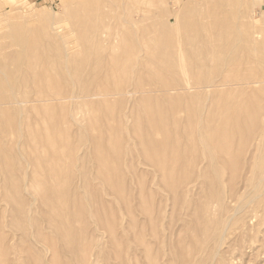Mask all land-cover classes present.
<instances>
[{
  "label": "bare ground",
  "instance_id": "obj_1",
  "mask_svg": "<svg viewBox=\"0 0 264 264\" xmlns=\"http://www.w3.org/2000/svg\"><path fill=\"white\" fill-rule=\"evenodd\" d=\"M126 11H124L125 15L128 13ZM147 12L148 11L146 10H142V18L144 20H148L150 17H148ZM128 16L127 18L125 16H119L118 20H120V22H117L119 29L117 26L115 27V25H112V27H107L106 25L107 29L110 31V35L105 38L103 36V39L101 37H92L93 43H90V40H92L91 37L90 40L89 37H82V39H84V51L86 54L85 58L78 57L76 54H70L71 49L75 46L74 43H72L70 36L60 37L59 40L49 36L48 39H44V42L46 43L39 44L38 42H32L33 44L28 43L23 46L25 48L21 53L23 54V58L21 57L22 59H20L18 63L16 61V64H18V70L22 73L20 74L21 83L23 84L22 87H24L23 91L21 90L22 92H18V87L17 89H14V86L16 88L17 84L13 85L14 83L12 84L7 78V74H10L8 70H5V68L8 66L7 63L4 61L5 65L3 66V64L1 65L2 62H0V171L5 172L4 177H2L5 183L3 186L0 185V207L4 205L5 210V205L8 204L10 200H13L17 203V207L14 212L16 216L14 219L15 222L4 223L3 217L0 215V264L7 263L6 254L4 251V237H6L7 234L5 227H7L10 223V227L13 229L19 227V216H22L25 220H29L33 225L35 222L39 224V215H37L38 211L37 208H34L33 206L39 198L42 201L41 198H43L42 196H44V193L41 194V191L39 192V190L34 188V185L37 183L40 184L41 181L40 176L35 174V167L40 165V157H33L31 152H36V155L37 152H40V154H42L43 151L49 152V159L43 162V168L47 174L45 176H48V179L51 178V176L54 178L52 170L54 167L58 166L57 163H59L58 161L60 160L58 153L63 152L68 147H70L71 150L76 149L80 144H78V142L74 140L73 137H71L70 129H67V125L68 123H71V120H78V109L86 108V112L90 116L88 119L90 122L89 126L82 127L83 130H80V132L76 134L78 135L86 132L89 135V138H87V144L90 150H93L97 153L95 156L92 155L94 158L93 161L97 164V169H94L97 170L98 174L95 177L102 179V182L108 186L113 195L115 194L116 197L120 196V199L123 198V200L121 199V202H125V209L128 210L127 206L129 203L131 204V202L129 196L127 195L128 203H126L127 197H125V191L122 189L124 183H122V185L119 184L118 181L117 183H114L112 177H114L113 173L117 174V168L113 167L109 159L110 155H116L119 160L123 159V161H125L123 155H125L127 151H129L130 155V148L137 146L141 151L142 158H144L143 163L154 168L156 175L161 181H163L164 187L170 192V195L174 200V204L180 205L182 219L184 221L187 219L188 221L186 220V222L188 223L190 217L192 218L193 216V218H196L195 220L199 223V226L203 224L199 228L202 226L204 228H201L202 230L200 229L201 231H199V233L206 229L209 234L211 232L210 230H213L212 228H209V226H211V223L216 222L208 221V216L210 213V211L208 213V210L210 207L208 202H206L205 194L203 193V198L201 196L203 190L200 192L201 194L198 201H200V198L201 200L205 199V203L200 201L201 204L198 205L196 202L197 207L190 208L191 205L195 206L193 201L190 199L194 188H196L197 185H200V181L204 182V180L209 178L210 171L215 170V165H213L209 160L215 159L214 155H217L218 153L219 157L221 155L226 156H221L220 158H224L223 162L230 165V168L234 172L231 177H234L235 179V175L237 174L236 171L239 167V160L237 158L239 157L238 155L240 154V150L242 154V149L247 146L248 143H250V146H255V144H257L258 147L259 144L264 141V124L260 125V120L262 117H264V106L262 104L264 103V97L261 98L263 101H260L256 99L253 94L258 92L256 89L260 86L262 88L260 87V89H258L261 90L262 94H264V57L260 56V58H262L258 59L259 56L257 55V58L256 54L252 52L253 50L251 51L247 45H244L245 43H255L257 41L256 38L258 37L256 35H259V31L254 30L253 27L251 31L249 29L243 30L242 28V31L240 29V31H238L235 25L234 26L236 29L231 22L227 21V23L224 22L222 26L218 27L220 29L219 31L217 30V37H209L208 34V37L191 38L188 37L186 33H183L184 36L178 37L180 34V27H177L178 25L176 26L177 29H174V26H172L175 24L166 25L162 27L159 32L156 24H154V34L156 35V32L158 31L157 33H160L161 37H151L148 33V30L149 32L152 30L151 28H144L146 29L145 31L143 30L142 32L140 31V33H138V28H134L135 26L137 27V25H135L134 17L128 18ZM130 16L132 15L130 14ZM176 20L178 21V17L177 19L175 18V21ZM125 22L129 24V26L126 25ZM176 23L178 24V22ZM141 24H143V22ZM217 24L218 23L216 22V25ZM146 26L144 25V27ZM106 27H104V29H106ZM142 28L143 27L139 29L142 30ZM199 28L200 27H197L196 31H200ZM52 30L54 33L58 32L55 29ZM7 55H9V53H7ZM33 57H37V60L33 61ZM2 59L3 57L1 60ZM216 59L220 60V64H222L224 68L227 67V70L224 72L222 71V76L220 74L219 77H215L216 79L212 81H206L205 76L201 72L209 65L212 66L213 64H216ZM181 61L183 62V65L180 69ZM184 70L185 73L182 74ZM16 81L17 80H15V83ZM254 85L260 86L256 87V89H252ZM239 88L240 90L244 89L248 94H251L250 97H252V101L249 99L250 104H242V102L238 103L239 99L237 101L236 98H234L236 101H233V98L231 97H234L236 93H240V96L241 94L243 95V93L244 96L247 94L244 91L238 92L240 91L238 90ZM245 88L249 89L247 90ZM2 91H5V93H2ZM259 97L261 96L259 95ZM78 98H81L84 101H76ZM245 98L249 97L246 95ZM203 100H208V102L202 103V105H200V101L202 102ZM240 101H243V99H240ZM70 108H72L73 111H71ZM29 119H31V123L26 122ZM39 120L43 121L38 123L37 121ZM57 122L66 124L64 125V130H67L64 133L61 131L59 134L56 133L55 125L57 126ZM43 123H45V125H42ZM46 123H48L49 126L46 125ZM76 124H78V122H76ZM79 126L82 125L79 123ZM128 131H130L131 134L130 136L128 135L129 137L127 136L128 138L126 140V137L123 138V134L124 132L127 133ZM9 133H11V140L6 138V135ZM17 133H19V135ZM236 147L238 152L236 151L235 155H237V153L238 155L235 157L234 151ZM201 149L202 151L204 150L205 153L210 156V158L205 161L204 165H206L204 167L199 168L198 164L205 158V155H202V152L200 156H204V158L202 157L203 159L201 158V160H197L198 153ZM255 150L256 148L254 151ZM23 160H25L24 169H26L28 166L31 167V165L34 168V172H31L32 176L30 178L28 177L29 180L27 183L21 182L19 176L17 177L16 174L14 175L13 173L14 168L22 166L21 163ZM218 160H214V162L216 163ZM206 162H209V164ZM177 163L179 164L178 166ZM216 165H218V163H216ZM130 166H133V164ZM218 166H220V162ZM250 170L248 169L249 172L244 175L245 179H248ZM215 172L212 174L216 175L217 172ZM219 172L220 171L218 170V174ZM243 172L244 171L242 170V174ZM119 173L120 176H117L119 179H122L123 173L120 167ZM135 174L136 175H134V177L139 179V173ZM218 174L217 177L219 178V175H222L223 173L220 172V174ZM84 178L86 179V177ZM2 179H0V182H2ZM44 179H46V177ZM250 179L251 178H249V180ZM207 181H209V185L212 187L214 186V184H210V180ZM222 181L223 179H221V186L223 184ZM229 182L232 183V181ZM242 182H244L243 186H245L246 182L244 180H242ZM51 183L53 184V182L50 181V185ZM47 185L48 183L45 181L41 184V187L44 186L47 189ZM209 185H206L205 187ZM219 186L217 188H219ZM250 186H252V183ZM230 188V198L235 200L237 197V193L235 191L236 187H234L235 190H233V186H230ZM263 188L264 177H260L259 181L255 182L249 190L247 194L248 200L251 202L261 197L262 191H264L262 190ZM9 189L12 191V193L8 191ZM207 189H209V187ZM60 190L61 189L58 187L56 182L53 184V186L48 188L47 195L48 199H51L52 197H56V199L60 198L61 205L54 208L58 209V212L59 210L65 212L67 208L69 209V207L65 206L69 199L67 200L65 195L61 193L62 190L61 192ZM210 190L209 192L213 195V190ZM225 191L227 193L226 189ZM17 192H24L26 195H30L29 202L27 204L28 208L25 209L26 203H24L22 199H18L15 196ZM220 192H222V194L225 193H223L221 187ZM64 197L66 199H64ZM216 198L218 199L217 195H214L213 200H211L212 198L210 196L209 200L213 202L214 199L216 200ZM63 199L66 202L63 203ZM49 201L56 200L52 199ZM79 202L80 201L78 200V203ZM239 202L245 203L243 199ZM73 203L74 200L71 202L72 207L74 206ZM102 203L104 202L102 201ZM213 203L215 204L216 202ZM221 203H223V201ZM42 204L43 206L45 205L44 203ZM42 204H40L41 208L39 209L44 210L45 208H42ZM225 204H227L226 201ZM225 204L224 210L221 211L222 213L225 211L224 214L226 213ZM97 206L98 204L96 207ZM130 206L131 205H129V207ZM218 206L219 205H217L218 209L220 207L223 208L222 205L220 207ZM46 208L48 209V206ZM54 208H52L53 211H48L50 209H46V211L54 212ZM217 208L215 209L216 211L218 210ZM42 210L40 211L41 213ZM96 210L97 212L99 211L100 214H97H99L98 216L100 217V210H98V208ZM104 210H106V213L104 214L107 215V208H104L102 211L105 212ZM131 210L133 209L129 208L127 213L131 212ZM148 211H150V209L146 210V212L149 214L148 216H151V213ZM48 212H45L44 215H47ZM146 212L144 213L146 214ZM66 213L68 212H65V214ZM222 213L220 214L223 215ZM129 214L131 215V213ZM203 215H205L207 218L203 223L201 221L200 223L198 220L201 218V216L204 218ZM55 216H57V213ZM132 216H130L131 220L133 217H135ZM188 216H190L189 219ZM60 217V220L63 219V216ZM150 219L152 220V217H150ZM192 219V222L190 221L191 223H193L194 220ZM52 220L53 222L56 221L58 223L54 224L52 222V226L51 220L49 219L48 222L50 223H48V225H51L52 227H50L53 230L56 229L58 232H61L59 235L61 237H58L62 239V243L64 242L65 244L66 242V247H68V242H70L72 246V243L75 242L69 240L71 238L68 236H70V232L71 230L73 231V229L70 226H68L67 229L64 228L63 225L65 223L59 219L58 221H54L53 217ZM152 221L156 220L153 218ZM40 222H42V220ZM196 222H194V224ZM101 223L104 224L103 227L105 228V223L103 221ZM218 223L219 222L214 224L217 225ZM98 224L99 226L101 225L100 223ZM154 224L156 225L155 222L153 225ZM194 224L192 226L193 228L195 225L197 226V223L195 225ZM214 224L212 225L214 226ZM220 224L222 223L220 222ZM135 225L136 224H130V226ZM39 226L38 229L40 232H42V228L40 229L41 226ZM103 227L101 228L104 229ZM114 227L112 228L115 231ZM135 227H133V229ZM153 227L155 228L153 230L157 231L156 226ZM20 228H23V226ZM28 229V227H24L25 236H28L25 238L26 240L30 239V241H27L31 242V231ZM68 229H70V231ZM66 230L68 231L66 232ZM187 230H189L188 233L191 234L192 230L190 231V228ZM44 231L42 233H44ZM49 231H51V229ZM78 231L80 230L78 229ZM197 231H195V235H197ZM40 232L38 230L33 232L34 239L32 240V243L34 244V240L41 239V241L44 243L46 242L47 245L50 242L49 241L47 243L49 240V235L47 234L48 232L44 233L46 240L45 238H39ZM58 232L56 233L59 234ZM153 232V235L156 237L158 231ZM73 233L75 235L72 236H76L77 232L75 233L74 231L72 234ZM188 233L186 234L187 237ZM140 235L141 234L136 235V237L138 236L136 238V242L142 246L147 242H145V239L140 237ZM158 235L159 234H157V236ZM191 235H189V237ZM159 237L160 235L158 236V239L161 238ZM74 238L73 240L76 239ZM192 239L195 241L194 238ZM192 239H190V242ZM200 239L202 238L200 237ZM55 241L56 240L53 238L49 244L56 243L57 241ZM193 241L190 243L188 239L186 246H189L188 248H190L192 243H194ZM221 241L222 239L220 238L217 243H221ZM79 242L81 243V241ZM179 242L180 244H185L186 241L182 242L178 240L176 244ZM90 243H87V248L84 245L87 251L91 250V247L88 250L89 244L92 245V242ZM49 244L48 246H50ZM183 245L179 246L178 244V247H182L181 249L184 251ZM52 246L55 247V244L51 245L50 247ZM117 246L121 248L120 244ZM186 246L184 245L185 248ZM74 247H76V245ZM130 247L131 246H128L129 249ZM145 248L147 250V247ZM76 249L74 248V250ZM121 249H119L120 253L123 252ZM217 249L215 250L218 251ZM185 250L187 253L184 251L186 254H183L184 252L179 253L180 251L177 249V252L179 251L178 253L181 255L180 260L182 261H179L178 263L175 262V264H179L180 262H182L181 264H196V262L194 263V261L191 260V258H194L193 255L195 254L192 249L186 248ZM189 250L193 253L192 256H190V252H188ZM215 250H213L214 256H216ZM83 251L85 252L86 250L83 248ZM92 251L93 250L89 252L91 253ZM90 253L87 254L89 255ZM101 253H103V251ZM218 253L219 252H217V254ZM73 254L75 256V253ZM148 255L149 254H147V256ZM83 256L84 257L81 258L79 257L81 259L80 262H83V264H88L90 260H87L91 257H88L87 255V257L85 255ZM118 256H120L117 257L120 258L119 261H121V258H124L122 254H119ZM150 256L154 258V255L152 256L151 253ZM94 258L96 257L94 256ZM109 260L110 259L107 261ZM174 261L177 260L174 259ZM70 262L71 261H69L68 264H72ZM152 262L153 261H150V263ZM168 262L170 263V261ZM197 263L199 264L198 261ZM152 264H154V262Z\"/></svg>",
  "mask_w": 264,
  "mask_h": 264
},
{
  "label": "rangeland",
  "instance_id": "obj_2",
  "mask_svg": "<svg viewBox=\"0 0 264 264\" xmlns=\"http://www.w3.org/2000/svg\"><path fill=\"white\" fill-rule=\"evenodd\" d=\"M127 9L130 10V13L129 10ZM142 10L148 11L147 12L148 17L150 16L148 20L146 19L144 20L142 18ZM124 11L128 12L127 15H125ZM130 14L132 16H130ZM119 16H125L126 18L127 16L128 18L134 17L135 25H137V27L135 26L134 28L136 29L138 28L137 29V32L139 31L138 33H140V31L142 32L143 30L145 31L147 28L148 29L151 28L153 30V33L152 30L150 32L148 30V33L150 34L151 37H161V34L157 32L162 27L169 24L171 25L175 24L172 25L174 26V29L180 27L179 28L180 34L178 35V37H182L184 36L183 33H186L188 37L191 38L208 37V36L217 37L218 31L220 29L218 27L222 26L224 22L227 23V21L231 22L233 26L235 25L238 31L240 30L242 31V29L243 30L249 29L251 31L253 27L254 30L259 31V35H256L258 36L256 38L257 41L255 43H248V44L245 43L244 45H247V47L251 51L253 50L252 52L256 54V57L258 58L259 56L258 59L262 58V57L260 58V56L264 57V48H263L264 47V0H0V62H2L1 65L3 64L4 66L5 65L4 61H5L8 65L7 67L5 66L6 67L5 70L6 71L8 70L9 73L12 74V75L7 74V78L12 84L14 83L13 85L17 84L16 88L14 86V89H17L18 87L19 88L18 92L23 91L24 87H22L23 84L21 83V79H20L21 76L20 74L22 73L19 72L17 66L18 64H16V61L18 63V61H20V59L23 58V54L21 53L25 49L23 46H25L26 44L28 43L33 44L34 42H38L39 44L46 43L44 42V39H48L49 36H52L58 40L60 37L70 36L72 39V43H74L75 45L71 49L70 54L73 55L76 54L78 57L85 58L86 54L84 51L85 48L84 39H82V37H89L90 40V37L92 39V37L102 38L104 36L105 38L109 36L110 31L107 29V27L108 26L112 27V25L113 26L115 25V27L117 26V28L119 29V25H117L118 24L117 22H120V20H118ZM177 17H178V21L177 20L175 21V18L177 19ZM231 20L234 22V24ZM141 21L143 22V24H141L142 23ZM176 22H178V24ZM216 22L218 23L217 25ZM125 24L129 26V24H127L126 22ZM154 24H156L158 28L156 35L154 34V30H155ZM144 25L147 26L144 27ZM104 27H106V29H104ZM141 27H143L142 30L139 29ZM197 27H200L199 28L200 31H196ZM117 28L116 30L118 31ZM52 29H55L58 32L54 33ZM90 43H93V39L90 40ZM7 53H9V55H7ZM2 57L3 59L1 60ZM32 60L36 61L37 57H33ZM219 61L220 60L216 59V64H213L212 66L209 65L205 69L206 71L203 70L201 72L205 76L206 81L207 80L212 81L216 79L215 77H219L220 74L222 76L223 75L222 73L225 70H227L226 69L227 67L224 68V66L220 64ZM182 65L183 62L181 61L180 69ZM183 68L185 69L184 66ZM184 73L185 70L184 72H182V74ZM15 80H17L16 83ZM258 86L260 85H254L252 89L254 88L256 89V87ZM260 87L258 88L260 89ZM258 88L256 89V91L258 90L257 93L261 97H259L257 93H253V94L256 97V99L263 101V99L261 98L264 97V94H262L261 90H259ZM245 89L248 90L249 88H245ZM238 90H240V88ZM242 91L246 92L244 89L238 92H242ZM2 93H5V91H2ZM246 95L249 98H245ZM246 95L244 96L243 93V95L241 94L242 96L241 97L240 93L239 94L236 93L235 94L236 97L234 96L231 98H233V101L235 100L234 98H236L237 101L239 99L238 103L242 102V104H250V101H252L251 99L252 97H250L251 94L247 93ZM240 99L241 100L243 99V101H240ZM76 101L82 102L84 100L78 98ZM205 102L207 103L208 100H203L202 102L200 101L201 103L200 105H202V103ZM262 104L264 106V103ZM70 110L73 111L72 108H70ZM86 111H87L86 108L78 109L77 110V113L79 114L78 120L76 121L71 120V123H68L69 126L67 125V129H70L71 137H73V139L76 140L78 144L79 143L80 144L76 149L71 150V148L68 147L63 152L58 153V157L60 158V160L58 161L59 163H57L58 166L54 167L52 170V174L54 175V178L51 176V178L48 179L47 178L48 176H45L47 174L43 168V162L49 159L48 157L49 152L43 151L42 154H40V152H37V155L36 152H31V155L33 157L35 156L40 157V165L38 167H35L36 170L35 174L40 176L42 182L40 181V184L39 183L35 184L34 188L39 190V192L41 191L42 192L41 194L44 193V196H42L43 198H41L42 201L39 198L36 201L35 205L33 206L34 208H37L38 211L37 215H39L38 217L39 224L35 222V224L33 225L29 220H25L22 216L21 217L19 216L20 225L19 227L15 228L16 231L15 229L10 227L11 223L7 227H5V231L7 232L6 237H4V251L6 254V262H7L6 264H68L69 261H71L70 263L72 264H79V263L83 264V262H80L81 261L80 258L84 257L83 255L85 256L87 255L88 257L89 256L91 257L88 258L87 260V261L90 260L91 262V263L88 262V264L89 263L90 264H95V263L152 264L153 262L154 264L156 263L168 264L169 263L168 261H170L169 264H173V263L175 264V262L178 263L179 261H182L180 260L181 255L179 253L181 252L183 253L184 251H186L185 250L186 248L192 249V251L195 253L194 254L195 256L193 255L194 258H191V260L194 261V263L196 262V264H198L197 261L199 262V264L201 263L204 264V262L205 264H221V263L222 264H264V197H262L264 196L263 195L264 191H262L261 194L262 196L260 195L261 197H259L255 201L253 200L250 202L247 196L253 184L259 181L260 177H264V171H263L264 141L261 142V144H259L258 147L257 144H255V146L254 145L250 146V143H248L249 146L247 145L242 149V154L240 150L239 153L241 155L240 154L238 155L237 153V155L239 156L237 158L239 160V167L236 171L237 174L235 175L236 176L235 179L234 177H231V175L234 172L230 168V165L223 162L224 158L223 159L220 158L221 156L222 157H226V156L221 155L219 157V153H218L217 154L218 156L214 155L215 159L209 160L212 162L213 165H215L214 166L215 170L210 171L209 178L204 180V182L200 181L199 184L201 185V187L204 183L202 188L200 187V185L199 186L197 185V187L194 188V191L192 193V196H190V199L193 201L195 206L191 205L190 208H194V207L196 208L197 207L196 202L198 205L201 204L200 201L202 203H205V199L204 200L202 199L203 200L202 201L200 198V201H198L201 194L200 192H202L203 190L201 196L203 198L205 194L206 202H208V205L210 207V209L208 210V213L210 211L208 216V221H212V222L216 221L214 222L215 224L219 222L218 223L219 225L218 224L215 225L214 223L210 222L211 226H213L212 224H214L213 226L214 228L209 226V228H212L213 230H210L211 232L209 231L210 233L208 234L206 229H204L202 231L203 233L200 232L202 233L200 234L199 231H201L202 230L201 228L204 227L203 226L201 228L199 227L203 224L199 226L198 225L199 223L196 222L195 220L196 218H193L192 216V218L194 219L193 220L190 217L191 215L188 216V219L190 217L189 222L191 221V219L193 220V223H191L192 221L190 223L188 222L191 226L186 222L187 219H185V221L182 219L181 216L182 212H180V205L174 204V200L172 199L170 192L167 190V188L164 187L163 181H161L158 178L154 168L151 167L150 165H146L143 163L144 158H142L141 151L137 146L136 147L133 146L130 148L131 150L130 155H129V151H127L126 153L127 155L126 154L123 155L125 161H123V159L119 160L116 155H110V159H109L113 167L117 168V174L113 173L114 177H112L114 183H117V181L121 185L122 183H124L122 189H124L125 191L124 195L125 197H127L126 203H128L127 201L129 196L131 202V204L129 203V205L131 206L129 207V205L127 204L128 205L127 208L128 210L129 208H132L133 210L129 212L131 213V215L127 213L128 210L125 209L126 208V205H124L125 202L124 203L121 202V199L123 200V198L120 199V196L116 197L115 194L113 195L112 192L109 190L108 186L102 182V179L95 177L98 174L96 170L97 164L93 161L94 158L92 157V155L95 156L97 153L93 150H90L87 144V140H88L87 138H89L88 137L89 135L86 132H83L78 135L76 134L80 132V130H83L82 127L89 126L90 124V122L88 121L90 116ZM262 119L260 120V125L264 124L263 123L264 117H262ZM42 121L43 120H39L37 122L39 123ZM26 122L31 123V119H29ZM76 122H78V124H76ZM79 123L82 126H79ZM56 124L58 126L57 127L55 125L56 133L59 134L60 131L64 133L67 130V129L64 130V125H66L65 123L57 122ZM42 125H45V123H43ZM46 125L49 126L48 123H46ZM125 133L126 132H124L123 134L124 135L123 138L126 137L127 140L131 132L128 131L126 133L127 135ZM17 134L19 135V133ZM10 135L11 133L6 135V138L8 140L11 138ZM255 148L256 150L254 151ZM236 149L234 151V155L236 154V151L238 152V149L237 150ZM200 154L205 155V158L207 159H205L204 156H200ZM237 155H235V157ZM201 158L203 160L198 164L199 168L200 167L202 168L206 165V164L204 165V163L206 160L210 158V156L206 154L204 150L202 151L201 149L198 153L197 160L199 161L201 160ZM214 160H218L216 163H218L219 165L220 162V166L216 165ZM206 163L209 164V162ZM132 164L133 166H130ZM21 165L22 166L20 167L14 168L13 173L14 175L16 174L17 177L19 176L21 182L27 183L29 178L32 176L31 172H34V168L31 165L32 169L30 166L27 167L28 169L27 168L24 169L25 160H23ZM178 165L179 164L177 163V166ZM119 167L123 173L122 179H119L117 176V175L120 176ZM247 167L249 170L250 169L251 170L250 173L248 174V179H245L244 175H246V173L249 172ZM218 170L223 174L219 175L220 172L218 174ZM242 170L244 171L243 174H242ZM215 171L219 175V178L217 177V174L216 175L212 174ZM135 173H139L138 176V178L140 177L139 179L134 177V175H136ZM4 174H5L4 171L3 172L0 171V179L4 177ZM45 177L46 179H44ZM84 177H86V179ZM249 178L251 179L249 180ZM221 179H223L222 186L220 184ZM3 180L4 179H2V182H0V185L2 186L5 183ZM49 180L53 182V184L57 182L58 187H60V189L62 190V192L61 190L60 192L63 195H65L67 200L69 199L67 202L64 200L66 199L65 197L63 199V203L64 202L67 203L65 206L69 207V209L67 208L65 211L68 213L65 214V212L61 210H59L58 212V209H55L56 206L61 205L60 198L56 199V197L55 198L52 197L51 199H48V195H47L48 188L53 186L52 183L50 185ZM207 180H210L211 181L210 184L212 183L214 184V186L212 187L211 185H209V181ZM233 180L235 182V185ZM242 180L246 182L245 186H243L244 182H242ZM45 181L48 183L47 189L44 186L41 187V184ZM229 181H232V183ZM251 183L252 186H250ZM206 185L209 186L205 187ZM218 186L219 188H217ZM230 186H233V190H235L234 187H236L235 191L237 193V197L235 200H232L230 198V194H229L231 189ZM38 187L41 188L42 190L39 189ZM208 187L209 189H207ZM220 187L223 193L225 192L224 194L220 192ZM210 189L213 190V195L209 192ZM225 189L227 190V193ZM262 190H264V188ZM8 191L12 193L10 189ZM214 195L215 196L217 195L219 199V201L217 198L216 200L214 199L213 202H216L215 204L211 202V200H213L214 198ZM15 196L18 199H22L23 202L26 203L25 209L28 208L27 204L29 202L30 195H26L24 192H17ZM210 196L212 198L211 200H209ZM220 197L221 199L223 198L224 200L223 199L221 200ZM52 199L56 201H49ZM72 199L74 200L73 207L71 204V202L73 201ZM242 199L245 201V203L239 202L240 200L242 201ZM78 200L80 201L79 202L80 204L78 203ZM102 201L104 203H102ZM222 201L224 204L225 201L227 203L225 204L226 205L225 214H224L225 211H223V213L221 212L225 208L224 204L221 203ZM42 203H44L46 207L48 206V209L50 210H48L45 207V205L43 206ZM40 204H42L43 209L45 208L44 210L39 209L41 208ZM97 204L98 206L96 207ZM220 204L223 206V208L220 207L221 206ZM217 205H219L218 206L220 207L219 209L217 208ZM5 207H6L5 210H4V205L0 207V215H2L4 223L15 222L14 219L16 216L14 212L17 207V203L13 200H10L9 203L5 205ZM52 208L55 209L54 212H48V211H53ZM97 208L101 212L100 217L98 216L100 213L99 211L97 212L96 210ZM104 208H107V215L104 214L106 213V210H104L105 212L102 211ZM216 208L218 209L217 211L215 210ZM46 209L48 211H46ZM148 209H150V211L148 212L151 213L150 214L151 216H148L149 214H147L146 212V210ZM41 210L42 213L40 212ZM55 211L57 213V216H55L56 215ZM219 211L225 216L221 215ZM45 212H48L50 214L47 213V215L46 214L44 215ZM144 212H146L147 215ZM132 213L133 216L135 217L132 216ZM59 215L63 216V219L60 220L61 217ZM130 216L133 217L132 220ZM203 216L204 218L201 216V218L198 220L199 222L201 221L203 223L206 220L207 217H205V215ZM53 217H54V221L55 220L58 221V219L60 221H63L65 223L63 225L64 228L67 229L68 226H70L73 229V231L71 230L70 232L71 237L68 236L69 238H71L69 240L75 242L72 243L73 244L72 246L70 242L67 241L70 245L68 244V247H66L67 246L66 242L65 245L64 242L62 243V239L59 238L61 237L59 236L61 232L60 231L58 232V230L56 229L55 231L51 228L53 226V223L54 224L58 223L56 221L53 222L52 220ZM98 217L101 219V221ZM150 217H152V220L154 218L156 221H152ZM49 219L51 220V223L53 222L51 224L52 226L48 225V223H50L48 222ZM41 220L42 222H40ZM102 221L105 223V228L103 227L104 224L101 223ZM132 222L136 224L135 225L136 227L130 226V224L134 225ZM151 222L153 223L155 222L156 225L155 224L153 225V223ZM194 222L197 223L198 228L195 225L196 223L194 224ZM220 222L222 224H220ZM98 223H100L101 225L99 226ZM193 224L196 226V228L194 226L195 229L192 227ZM37 225L41 226L39 227L40 229L41 228L43 229V230L41 229L42 232L45 230L46 232L44 231V233L48 232L47 234L51 237L50 238L48 236L49 240L47 241V243L49 241L51 242L53 238L57 241V242L55 241L56 243L53 244L52 243L49 244L50 242L48 243L50 246L55 244V247L52 246L53 247L52 248L48 246V244L46 245V242L44 243L43 241H41V239L34 240V244L32 243L33 242L32 240L34 239L33 232L37 230L40 232ZM152 225L156 226L158 232L156 230H153L155 228ZM22 226L23 228H20ZM24 227H28L29 228L28 230L31 231V232L29 231L31 233L30 235L31 242H28L30 241V239L29 240L27 239L28 241L26 240L28 236H25ZM101 227H103L104 229H102ZM112 227H114L116 233ZM133 227L135 228L133 229ZM189 228L190 231L192 230L191 231L192 235L188 233L189 230L187 229ZM11 229L13 230L10 231ZM50 229L51 231H49ZM78 229L80 231H78ZM19 230H21L22 232ZM68 230L70 231V229ZM68 230H66V232ZM74 231L75 233L77 232L76 236H74L76 239L72 236L75 235L74 233L72 234V232ZM153 231L157 232V234H159L161 238L159 237L160 239H158L159 235L157 236L156 233H155L156 234L155 237L153 235L154 233ZM195 231H197V235H195L196 234ZM42 232L39 233L40 235L39 238H45L46 240V237ZM56 232H58L59 234H57ZM187 233H188V237L186 235ZM19 234L21 237L19 236ZM138 234H141L140 237H143V239H145L144 241L147 242L145 245L144 244L142 245L144 247L140 246V244L136 242L137 241L136 238L138 237V236L136 237V235ZM189 235H191L192 237L190 236L191 237L190 238ZM72 237L75 240H73ZM200 237L202 239H200ZM192 238H194L195 241H193ZM220 238L222 239L221 243H217ZM188 239L189 242L190 239H192L191 242L192 241L194 242L192 243V246L190 244L191 246L190 248H188L189 246L188 247L186 246V244L188 243ZM178 240L182 242L186 241L185 244L183 243L186 246V248L182 243L181 244L180 242L178 243L179 246L183 245L184 251L181 249L182 247L179 248L178 244H176ZM79 241H81L82 244ZM90 242H92V245H90L91 244ZM87 243H90L88 250L91 247V250L93 251L96 250V251L94 252L92 251L91 253L89 252L91 250L87 251V249H85V246L86 248L88 246ZM119 244L121 248L123 247L122 249L117 246ZM75 245L76 247H74ZM128 246H131L130 249L128 248ZM65 247L68 249H66ZM72 247H73V251H72ZM145 247H147V250ZM74 248L75 249L77 248L79 251L77 249L74 250ZM83 248L87 252L86 251L84 252ZM119 249L123 250V252L120 253ZM177 249L180 251V252L178 251L179 253L177 252ZM215 249H217L218 251H216ZM213 250H215L216 256L213 255ZM102 251L103 253H101ZM188 252H190L189 254L190 256H192L193 253L190 250ZM217 252L219 253L217 254ZM73 253H75L76 257L74 256ZM87 253L90 254L88 255ZM150 253L152 254V256L154 255V258H156L157 256L158 259L156 258L157 259L156 260L153 257H151ZM186 253L184 252L183 254ZM119 254H122L124 257L121 258V261H119L120 258H117L121 256V255L118 256ZM147 254H149L148 255L149 257L147 256ZM94 256L97 259L94 258ZM108 259L110 260L107 261ZM174 259L177 261H174ZM123 260L125 261V263ZM150 261L153 262L150 263ZM181 263L182 262H180L179 264Z\"/></svg>",
  "mask_w": 264,
  "mask_h": 264
}]
</instances>
